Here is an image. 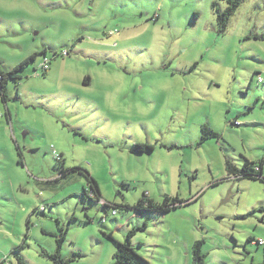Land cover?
Wrapping results in <instances>:
<instances>
[{
  "label": "rangeland",
  "instance_id": "obj_1",
  "mask_svg": "<svg viewBox=\"0 0 264 264\" xmlns=\"http://www.w3.org/2000/svg\"><path fill=\"white\" fill-rule=\"evenodd\" d=\"M229 6L0 0L2 69L38 54L0 100V264H55L63 234L71 264H113L133 230L149 264H192L198 242L205 264H264V181L226 167L264 161V0H244L224 31ZM145 194L183 203L127 209Z\"/></svg>",
  "mask_w": 264,
  "mask_h": 264
},
{
  "label": "trees",
  "instance_id": "obj_2",
  "mask_svg": "<svg viewBox=\"0 0 264 264\" xmlns=\"http://www.w3.org/2000/svg\"><path fill=\"white\" fill-rule=\"evenodd\" d=\"M230 3V6L227 8L225 12L219 15L218 22L222 28V30H226L229 21L231 17L234 15V13L237 11L239 6L244 0H228ZM258 38V37H257ZM262 39H264V36H262ZM46 54V52H44ZM65 54V53H64ZM68 54V53H67ZM38 54H35L28 58L27 60L21 62L16 67H14L10 71H4L0 65V100H2L4 103L8 101V83L10 80H20L22 79L20 72L25 69V67L28 65L30 61H33L35 57ZM46 56V55H45ZM45 71V70H44ZM209 137H219V135L214 132L212 129H210L207 126L203 127V140H206ZM135 150L143 153L146 151H152L154 150V146L149 144H136ZM19 151V148L18 150ZM56 154V152H54ZM20 159L18 160L19 163H22L23 157L22 152L19 151ZM57 156V155H56ZM58 163L61 164V157L55 158ZM263 162L260 161L259 163L251 162L249 160H246L242 169H239L231 162L227 161L226 167L229 176L233 177H240V178H250L253 180H261L264 181L263 177ZM73 172L85 174L87 181H88V187L91 189L89 192L86 190L84 192V196L86 198H91L94 201L101 202L103 201L102 192L100 189V186L96 179L85 170L81 168H75L73 169ZM183 201L178 197H166L165 200L162 203L155 202L147 194L144 195L143 198H141L138 203L134 206H127V209H133L138 212H144V213H154L159 212L161 214L168 213L172 208H177L180 204H182ZM104 208H113L116 214L115 207H112L109 203H106L103 201V204L101 205ZM39 211V210H38ZM106 219H104L105 221ZM90 221V220H89ZM147 226V225H146ZM136 230L130 231L128 235L126 236L125 241L119 242L115 241L117 244V253H116V260L113 264H149L143 257L138 255L136 250L134 249L132 245V239L134 235L136 234ZM66 234H63L61 238L58 240V248L54 254H51L50 257L54 261L55 264H71L73 259H66L63 257L61 253V247L62 242L65 239ZM112 238V237H111ZM259 243V242H258ZM202 242H198L195 244L193 248V263L192 264H205L206 263V255L203 253L202 250ZM21 262V259H20Z\"/></svg>",
  "mask_w": 264,
  "mask_h": 264
},
{
  "label": "built area",
  "instance_id": "obj_3",
  "mask_svg": "<svg viewBox=\"0 0 264 264\" xmlns=\"http://www.w3.org/2000/svg\"><path fill=\"white\" fill-rule=\"evenodd\" d=\"M64 55H67V52H65ZM48 66H49V61L46 59L45 62H44L43 68L44 69H48ZM102 204H103V202H102ZM113 215H115V212H113ZM259 245H264V241H260ZM8 264H11V263L8 262Z\"/></svg>",
  "mask_w": 264,
  "mask_h": 264
},
{
  "label": "crops",
  "instance_id": "obj_4",
  "mask_svg": "<svg viewBox=\"0 0 264 264\" xmlns=\"http://www.w3.org/2000/svg\"><path fill=\"white\" fill-rule=\"evenodd\" d=\"M89 83V81H85V84H88ZM5 158V157H4ZM263 174H264V169H263Z\"/></svg>",
  "mask_w": 264,
  "mask_h": 264
}]
</instances>
